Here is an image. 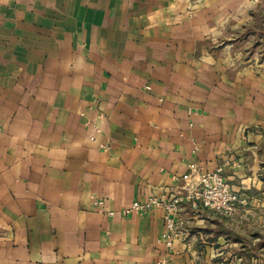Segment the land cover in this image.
Returning <instances> with one entry per match:
<instances>
[{"label": "crops", "instance_id": "1", "mask_svg": "<svg viewBox=\"0 0 264 264\" xmlns=\"http://www.w3.org/2000/svg\"><path fill=\"white\" fill-rule=\"evenodd\" d=\"M248 2L0 0V264H243L264 243V46L223 42ZM217 170L249 200L234 219L183 202L169 247L162 208L123 213Z\"/></svg>", "mask_w": 264, "mask_h": 264}, {"label": "built area", "instance_id": "2", "mask_svg": "<svg viewBox=\"0 0 264 264\" xmlns=\"http://www.w3.org/2000/svg\"><path fill=\"white\" fill-rule=\"evenodd\" d=\"M188 168L189 172L181 176L182 180H188L191 171L196 170L194 164H189ZM183 202H188L193 210L202 208L229 219L236 218L239 211L249 204L248 198L232 190L218 170L201 171L197 181L186 194L170 192L165 198L153 196L143 202L135 200L129 208L123 210V213L126 215L130 212L144 213L152 207L162 208L166 226V244L170 247L173 240L184 235L181 228L183 220L176 217L182 209ZM158 264H164V261H159Z\"/></svg>", "mask_w": 264, "mask_h": 264}, {"label": "rangeland", "instance_id": "3", "mask_svg": "<svg viewBox=\"0 0 264 264\" xmlns=\"http://www.w3.org/2000/svg\"><path fill=\"white\" fill-rule=\"evenodd\" d=\"M249 2V8L247 10H250L251 17L253 19L247 24L243 26V29L240 33H231L227 32L226 39L223 40L225 45H228V49L235 53L236 55H244V54H251L256 50V48H260L259 50H262L261 46H264V37L259 36L255 37V33L257 31L256 26L253 24L254 18L260 17L261 11H264V0H248ZM255 6V7H254ZM249 12V13H250ZM256 29V30H255ZM255 30V33H253ZM258 32L261 34H264V32ZM236 35V36H235ZM256 264H264V258H261V260H257ZM228 264H233L231 262H226ZM225 264V263H223Z\"/></svg>", "mask_w": 264, "mask_h": 264}, {"label": "trees", "instance_id": "4", "mask_svg": "<svg viewBox=\"0 0 264 264\" xmlns=\"http://www.w3.org/2000/svg\"><path fill=\"white\" fill-rule=\"evenodd\" d=\"M253 24L256 26V29H257L256 33H255L256 29L253 32V33H255V37H258V38H259V36L264 37V34L260 35V33L258 32V30L260 32H264V11H261L260 17L254 18ZM262 245H264V243H262V242H259L257 244L245 242L243 249H244V252H245L247 259L244 261L243 264H252V262L250 260V256L254 255L256 252H258L260 250H264V246H262Z\"/></svg>", "mask_w": 264, "mask_h": 264}]
</instances>
